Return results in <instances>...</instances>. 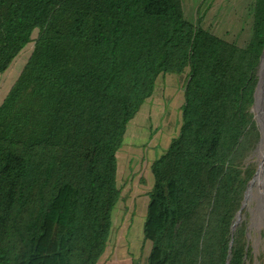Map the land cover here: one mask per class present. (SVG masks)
<instances>
[{
  "label": "trees",
  "instance_id": "trees-1",
  "mask_svg": "<svg viewBox=\"0 0 264 264\" xmlns=\"http://www.w3.org/2000/svg\"><path fill=\"white\" fill-rule=\"evenodd\" d=\"M251 11L241 48L205 29L199 10L188 20L183 0H0V75L33 45L0 103V264H34L66 189L63 264L99 263L121 196L117 154L166 75L184 77V102L151 165L161 222L146 264H227L230 243L229 264H245L246 223L231 227L256 171L264 0ZM263 176L250 186L257 210Z\"/></svg>",
  "mask_w": 264,
  "mask_h": 264
},
{
  "label": "rangeland",
  "instance_id": "rangeland-1",
  "mask_svg": "<svg viewBox=\"0 0 264 264\" xmlns=\"http://www.w3.org/2000/svg\"><path fill=\"white\" fill-rule=\"evenodd\" d=\"M253 3L254 0H183L188 20L195 22L199 10V14L204 17L202 25L205 29L241 48L251 38ZM32 47V44L25 46L9 69L0 75V103L18 78ZM183 81V76L159 77L153 96L142 105L127 126L122 147L117 154V185L121 196L112 213L108 246L98 264H146L151 249V235L158 230L161 222L156 206H148L147 195L153 186L151 165L178 133L184 102ZM263 152V144L257 145L250 158V162L256 164V171ZM70 196V191L66 189L54 205L47 220L46 241L38 247L34 264H63L59 254L62 244L57 236L63 232L62 220ZM257 207V202L249 200L248 194L236 225L246 223L250 259L247 258L245 264H264V202L258 210ZM58 220L60 226L56 227Z\"/></svg>",
  "mask_w": 264,
  "mask_h": 264
},
{
  "label": "water",
  "instance_id": "water-1",
  "mask_svg": "<svg viewBox=\"0 0 264 264\" xmlns=\"http://www.w3.org/2000/svg\"><path fill=\"white\" fill-rule=\"evenodd\" d=\"M263 55H264V46H263V50H262V54H261L260 62H259L258 82H257L256 88L254 91V103H253V106L250 110V112L254 114V118L256 120L257 126L259 127V131H260L259 146L261 144H264V122L258 118V113L256 111L258 103L261 102V99L259 98V96L262 94V88H263V85H262ZM261 170L264 172V158H263L262 164L261 165L259 164L258 170L256 171V173L254 174V176L252 177V179L249 181V183L247 185V188L244 192V197H243V201H242L240 210L236 214V218H235L236 221L233 224V226L231 227V231H233L235 229L237 223L240 220V215H241V212L243 210L244 203L246 202V197H247V192H248L249 186H250L251 182L254 180V178L256 177V175L258 174V172H260ZM230 251H231V243H230L229 249H228L227 264H229Z\"/></svg>",
  "mask_w": 264,
  "mask_h": 264
},
{
  "label": "bare ground",
  "instance_id": "bare-ground-1",
  "mask_svg": "<svg viewBox=\"0 0 264 264\" xmlns=\"http://www.w3.org/2000/svg\"><path fill=\"white\" fill-rule=\"evenodd\" d=\"M262 63H263V72H262V85H263V88H262V94L259 96V98L261 99V102L258 103V105H257V113L259 114L260 120L264 122V108H263V105H262V97H263V92H264V55H263V62ZM263 154H264V152H263ZM261 173H263L262 170L259 172V175ZM252 182H251V184H252ZM251 184H250V186H251ZM250 186H249V189H250ZM249 189H248V191H249ZM248 194L249 193L247 192V196H248ZM257 197H258V199L260 201V205H261L263 203V200H264V176H263V179L261 181V184H260V188H259V192H258Z\"/></svg>",
  "mask_w": 264,
  "mask_h": 264
}]
</instances>
